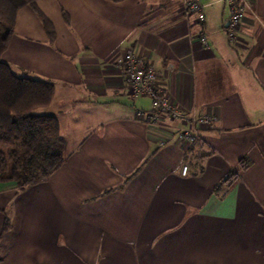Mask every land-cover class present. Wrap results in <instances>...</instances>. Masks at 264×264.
I'll use <instances>...</instances> for the list:
<instances>
[{
  "label": "crops",
  "instance_id": "0c3cea01",
  "mask_svg": "<svg viewBox=\"0 0 264 264\" xmlns=\"http://www.w3.org/2000/svg\"><path fill=\"white\" fill-rule=\"evenodd\" d=\"M199 2L201 25L180 0H37L52 43L34 10L17 12L1 60L53 84L35 114L56 117L65 150L45 181L0 183V264H264V0L233 40L225 4ZM127 48L176 108L215 116L200 143L133 96L116 64Z\"/></svg>",
  "mask_w": 264,
  "mask_h": 264
},
{
  "label": "trees",
  "instance_id": "16d2710c",
  "mask_svg": "<svg viewBox=\"0 0 264 264\" xmlns=\"http://www.w3.org/2000/svg\"><path fill=\"white\" fill-rule=\"evenodd\" d=\"M36 1L0 0V183L20 188L45 181L63 163L65 150L56 117L34 113L50 104L53 84L18 77L1 60L13 33L17 12L23 7L35 11L49 42L54 41L53 27L37 8ZM63 17L67 22V16L63 14ZM247 165L246 159H241L238 169H245ZM10 227L5 217L3 233Z\"/></svg>",
  "mask_w": 264,
  "mask_h": 264
},
{
  "label": "built area",
  "instance_id": "2783aa9c",
  "mask_svg": "<svg viewBox=\"0 0 264 264\" xmlns=\"http://www.w3.org/2000/svg\"><path fill=\"white\" fill-rule=\"evenodd\" d=\"M219 1L225 4L228 9V26L225 31L228 40H233L235 30L245 16L250 15L256 18L253 11V0ZM180 6L183 19L186 22H190L192 19L199 25L204 22V6L200 4L199 0H180ZM196 38L203 47L207 46L206 35L202 30L198 31ZM116 64L124 72L133 96H147L153 111L166 114L180 123V126L177 127L178 139L185 147L201 142V127L214 122L215 116L210 114L199 115L195 111L186 112L171 104L158 87L155 71L151 64L136 54L132 48L125 49L117 59ZM188 164L187 161L181 164L179 171L181 177L187 176Z\"/></svg>",
  "mask_w": 264,
  "mask_h": 264
},
{
  "label": "water",
  "instance_id": "95a60500",
  "mask_svg": "<svg viewBox=\"0 0 264 264\" xmlns=\"http://www.w3.org/2000/svg\"><path fill=\"white\" fill-rule=\"evenodd\" d=\"M225 26H226V27L228 26V22L225 24Z\"/></svg>",
  "mask_w": 264,
  "mask_h": 264
},
{
  "label": "rangeland",
  "instance_id": "374dc122",
  "mask_svg": "<svg viewBox=\"0 0 264 264\" xmlns=\"http://www.w3.org/2000/svg\"><path fill=\"white\" fill-rule=\"evenodd\" d=\"M219 7H220V5H219ZM35 113V112H34Z\"/></svg>",
  "mask_w": 264,
  "mask_h": 264
}]
</instances>
